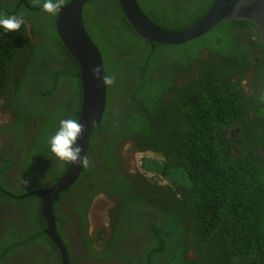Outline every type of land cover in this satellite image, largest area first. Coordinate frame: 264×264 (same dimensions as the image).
<instances>
[{"label":"trees","instance_id":"obj_1","mask_svg":"<svg viewBox=\"0 0 264 264\" xmlns=\"http://www.w3.org/2000/svg\"><path fill=\"white\" fill-rule=\"evenodd\" d=\"M24 1H0V15H9L5 7L24 21L16 32L0 29V105L14 116L10 127H0V138L8 134L18 145L14 151L20 150L25 171L36 147L29 142L33 123V138L43 142L54 135L63 118L77 119L82 89L80 68L55 31L57 14L43 12L38 0ZM137 1L153 24L169 31L189 28L212 4ZM83 21L102 55L108 98L90 135L86 168L70 189L81 201L73 211L82 221L91 200L97 198L99 205L113 200L109 215L116 218L110 239L108 231L86 239L87 258L97 264L114 257L121 264H264V46L255 25L225 20L201 37L171 46L140 37L118 0H88ZM237 27L251 30L255 44ZM37 126H42L41 134ZM234 127L241 143L226 136ZM125 141L131 153L159 156L142 158L143 171L156 174L153 180L126 173L120 157ZM3 160L0 189L23 195L22 225L28 224L29 233L24 226L18 231L10 225L16 210L0 212V264H62L57 246L43 233L40 200L29 191L48 187L69 163L61 161L49 177L17 192L2 175L19 166ZM4 197L0 193V200ZM56 217L65 241L66 230L59 227L65 215ZM139 231L145 237L133 255L122 243ZM64 243L67 263L78 264Z\"/></svg>","mask_w":264,"mask_h":264},{"label":"water","instance_id":"obj_2","mask_svg":"<svg viewBox=\"0 0 264 264\" xmlns=\"http://www.w3.org/2000/svg\"><path fill=\"white\" fill-rule=\"evenodd\" d=\"M88 0H70L57 13L54 25L57 36L80 68L82 102L78 121L84 130L80 144L86 155L89 137L100 121L107 102V77L98 46L92 41L83 21V9ZM23 2V1H22ZM121 11L135 32L149 43L180 45L209 32L225 20H249L264 46V0H213L208 11L191 27L183 31H167L153 24L142 12L137 0H118ZM40 9L42 6L39 7ZM99 68L95 74L93 69ZM84 170L80 162L70 163L66 172L53 185L33 191L41 202V213L46 221L44 233L58 247L62 264H67V252L59 237L52 212L53 198L74 184Z\"/></svg>","mask_w":264,"mask_h":264},{"label":"flooded vegetation","instance_id":"obj_3","mask_svg":"<svg viewBox=\"0 0 264 264\" xmlns=\"http://www.w3.org/2000/svg\"><path fill=\"white\" fill-rule=\"evenodd\" d=\"M23 0H19V3H25V1ZM27 6V5H26ZM29 6V5H28ZM30 7V6H29ZM7 14L12 15L13 13H8V10L5 8H2ZM27 25H31L30 22H26ZM237 31L239 33H242L243 36H246L249 38V42L251 45L255 44V37L254 34L251 30H247L245 28H240L237 27L236 28ZM31 37V36H30ZM255 61L258 62V55L256 54L255 56ZM259 63V62H258ZM260 74L264 77V68L261 69ZM230 81H235L234 77L230 78ZM241 84L244 85L246 83V80H240ZM18 84H22V80L20 79ZM24 91H27V84L23 85ZM2 96H5L4 94ZM1 96V97H2ZM10 96V95H9ZM108 98V95H107ZM0 103H4V101L0 100ZM1 107V105H0ZM5 113L3 114L2 119L0 120V127H10L9 125L14 121V116L12 111L10 110V108H6L5 109ZM104 116V115H103ZM63 119H74L71 117H67V118H63ZM102 119V118H101ZM100 119V121H101ZM38 121V119H37ZM100 121L98 123H100ZM60 125V122H59ZM58 125V128H59ZM41 128L42 126H37V132H39L41 134ZM58 128L55 129V131L58 130ZM36 130V125L33 123V127L30 129V140L29 142H32L33 145H36V147H34L33 151L29 153V157L31 158V161L27 164V168L24 171V168H22L19 164L21 163L20 160V150H16L15 151V155H9L8 153H5L1 151L2 150H6V152L12 150L14 147H17L18 145H16V143L10 142V136L8 134H2L1 138H0V155L2 158H0V166H4L7 162L3 160V158H7L10 161H14V163L16 165L19 166V169L17 168L15 173H18V176L15 177V174L12 172V177L10 178V183H8L7 181V176L11 170L7 169L3 175V182L4 183H8V187L10 190L13 191H21L22 189H27V185L33 183V181L36 180H40V179H45L46 177L50 176V172L51 170L57 165L60 167V162L56 157H54L51 152H50V148H49V138H47L46 140H44L43 142L40 141L38 138H33V133ZM239 133V129L237 127H234L232 129H229L226 132V136L231 137L233 139H237L238 143H241V138L238 135ZM49 134V133H48ZM48 134H44V135H40V137L43 139L44 137H46ZM31 143V144H32ZM238 153V150L236 151ZM155 158H157L158 160L160 159L159 156L157 154H155ZM70 164V163H69ZM141 172H143L141 170ZM147 172V171H146ZM24 173V174H23ZM131 174L130 172H126ZM145 175V172H143ZM148 173V179L153 180L152 178L156 176V174L154 172H147ZM32 187H35L34 185ZM33 190H30V192H32ZM0 193H2L3 195H5V197L3 198L4 200H0V212L4 211V215H9V212H6L8 210H12L13 208L16 209L17 211V215H16V220L15 223L10 224L11 226H17V230L21 231V227L24 226L26 227V231L29 233V226L28 224H23V220L25 219L24 215V211L22 209V203L23 201L20 200L22 199L23 195L14 193V192H10V191H6L3 189H0ZM12 196V197H11ZM26 196V195H25ZM16 198V199H15ZM6 199V200H5ZM80 199L76 198L73 194H69V191L64 192V194L62 196H60L57 199V203H56V209L57 211L61 212V213H67L69 214V212L67 211L68 207L70 205H77L80 204ZM95 203L94 200H91L90 203L85 207V220L88 221V218L92 215L93 209H94ZM114 209V207L110 204V203H103L100 206H98L95 211V216H103L104 217V221L105 223L103 225L98 226L97 228H93L91 230L87 229L85 230L84 228L78 227L77 229H83L87 235V237L82 238V236L79 235L80 232H77V230H75L76 228V221H78L77 219L75 220V218L73 216H71V221L72 224L74 225V230L66 233V238L67 240L70 242V252L71 254H74L77 263L78 264H97L92 262L91 260H89L86 256L85 250H84V245L86 244V239L89 238L88 235H91L92 233L90 232H96L97 234L102 233V231H108L107 233V237L110 239V230L112 229L114 222L116 220L115 216H110L109 212L112 211ZM20 219V220H19ZM136 225L141 226L143 228V223L141 222L140 219H136ZM2 235V230L0 232V236ZM92 237V236H91ZM106 237V238H107ZM145 236L143 235V232L139 231L137 232L134 236L131 235V237L129 239H125V241H123L122 246L123 247H127L128 249H130V253H132L133 255L135 254V248L138 247V243H140V241L144 238ZM115 258V257H114ZM110 259L106 261V264H111V263H117L118 261H116L115 259ZM76 263V261H74ZM119 263V262H118ZM10 264H18V261H12L10 262ZM121 264V263H119Z\"/></svg>","mask_w":264,"mask_h":264},{"label":"clouds","instance_id":"obj_4","mask_svg":"<svg viewBox=\"0 0 264 264\" xmlns=\"http://www.w3.org/2000/svg\"><path fill=\"white\" fill-rule=\"evenodd\" d=\"M0 1H2V0H0ZM64 2H65V0H38V3H40L41 6H42L41 10L43 12L48 13V14H51V15H55L58 12H60L61 9H62V7H63V5H64ZM2 8H5V7H2ZM23 23H24L23 18L21 16H19V15H11V16H9V15H0V29H3L6 32H16V31H18L21 28V26H22ZM163 30H165V29H163ZM55 31H56V29H55ZM167 31H169V30H167ZM181 31H183V30H181ZM99 71H100L99 68L93 69V72L95 74H98ZM81 89H82V87H81ZM106 91H107V87H106ZM81 102H82V94H81ZM80 107H81V103H80ZM105 110H106V107H105ZM79 112H80V109H79ZM103 115H104V113H103ZM103 115H102V117H103ZM78 116H79V113H78ZM78 116H77V119H62L60 121V125H59L58 130L49 139V148H50L51 154L54 157H56L59 161L67 162V163H77V162H80L81 164L84 165V169H85L86 168V165L88 163L86 156H88L89 155V152H90V145H91L90 144V141L91 140H90V137H89V145H88L87 153H86L85 156L82 155V153H84L85 150H84L83 146L80 144L79 141H80V137H81V135L83 133L84 126H83V124H81L78 121V118H79ZM98 124L99 123H97L94 126V128ZM94 128L92 129V131L94 130ZM90 135H91V133H90ZM130 146H131L130 143L128 141H125L122 144V148L123 149L120 151V157L122 158V160L124 161V163L126 162L127 167H128V170L126 172H130L131 174H136L137 172L144 174L143 172H145V176L147 177L148 176V173L146 171H143V169H142V165H141L142 158L147 157V156L155 157L156 155L153 156L152 154L149 153V151H139V150H134L131 153V151H128V149H129ZM128 154L131 157V161H132L133 157L139 159V164L138 165H135L134 163H132V166H129L128 161H127V155ZM91 156H93V155H91ZM69 165H68V167H69ZM68 167H67V169H68ZM66 170L61 174V176L66 172ZM141 170L143 172H141ZM3 175H2V177H3ZM17 176H18V173H17ZM60 177L58 179H60ZM56 181H54L49 186L53 185ZM74 184H72L68 189H66L65 191H63L61 193L64 194V192L69 191L70 194H71L70 189L71 188L73 189L75 187ZM45 188H47V187H45ZM38 189H44V188H36L33 191L38 190ZM32 192H30V194ZM61 193H58L57 195H59ZM32 194H34V193H32ZM57 195L53 198V202H52V212H53V216H54L55 221H56L57 233H58L59 237L61 238V240L63 241L64 246H65V243L64 242H67V243H70V242L67 240V238L65 236H64V238H65V241H64V239L59 234L58 225H57V217L56 216H59L60 217V216H64L65 215L64 219L59 223V227L61 229L64 228L66 230V233H69V232H71V231L74 230V225L72 224V221H71V218H70L71 216H73L75 218V220L76 219L78 220V221H76V228H75V230H77V232H83L84 231L83 229H77L78 227H81V228H84L85 230H87V229H90V226H91V223H92L93 224V227L95 229L98 226L103 225L105 223L103 216H95V213H96L95 209L98 206H100L98 204V202H97V198L94 201L95 206H94L92 215L88 218V221L85 220V209H84V212H83V220L81 221L79 219L77 213L73 211V206L74 205H70L68 207L67 211L69 212V214H67V213H61V212L57 211L56 204H54L55 203V198L57 197ZM56 203H57V201H56ZM105 203H107V204L110 203L112 206L115 204L113 200H107V202H105ZM15 210L16 209L13 208L12 210H8L7 212H9L10 213L9 215H11L13 212H15ZM40 211H41V202H40ZM42 217H43V215H42ZM43 219H44V217H43ZM44 221H45V219H44ZM45 229H46V221H45V228L43 229V233H44V230ZM96 232H94V231L93 232H90L92 234L91 235H88V236L89 237L95 236L96 235Z\"/></svg>","mask_w":264,"mask_h":264},{"label":"rangeland","instance_id":"obj_5","mask_svg":"<svg viewBox=\"0 0 264 264\" xmlns=\"http://www.w3.org/2000/svg\"><path fill=\"white\" fill-rule=\"evenodd\" d=\"M5 109H6V108H5ZM5 109H3L2 107H0V120L2 119L3 114H4L5 111H6ZM12 143H13V142H12ZM6 153H8L9 155H15L14 148H13L12 150L6 152ZM0 158H1V155H0ZM127 161H128L129 166H132V163H134L135 165H138V164H139V159L133 157V159H132V161H131V157H130L129 154L127 155ZM16 169H17V166H13V167L11 168V170H10L8 176H7V181H8L9 183H10V178L12 177V172L15 174V177H17V173H15ZM93 228H94V227H93V224L91 223V226H90V229H89V230H91V229H93Z\"/></svg>","mask_w":264,"mask_h":264},{"label":"bare ground","instance_id":"obj_6","mask_svg":"<svg viewBox=\"0 0 264 264\" xmlns=\"http://www.w3.org/2000/svg\"><path fill=\"white\" fill-rule=\"evenodd\" d=\"M24 1V0H23ZM213 1V0H212Z\"/></svg>","mask_w":264,"mask_h":264}]
</instances>
